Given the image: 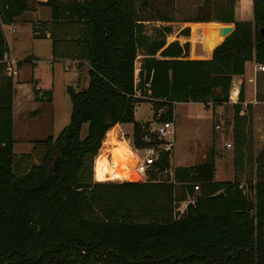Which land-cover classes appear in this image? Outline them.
Masks as SVG:
<instances>
[{
    "label": "trees",
    "instance_id": "obj_1",
    "mask_svg": "<svg viewBox=\"0 0 264 264\" xmlns=\"http://www.w3.org/2000/svg\"><path fill=\"white\" fill-rule=\"evenodd\" d=\"M135 2H38L50 8V19L42 21L50 26L33 24V37H50L54 60L85 64L88 84L68 87L70 120L59 134L33 140V150L17 156L14 82L5 73L9 46L2 25L21 21L28 4L0 0V264H264V146L256 156L260 179L249 186L254 198L235 180H214V154L175 166L170 180L157 174L170 167L171 153L161 154L145 181H96L92 169L116 123L132 124L137 148L157 140L149 122L135 119V105L143 100L152 101L157 122L173 119L175 103L235 100L233 76L243 75L245 62L254 59L263 66L257 97L264 101V0H252V21L236 20L235 0L200 1L183 21L233 24L208 58H190L189 41L166 42L170 24L154 28L157 35L150 37L144 29L150 18L138 15ZM155 19L174 21L159 12ZM178 35L188 37L189 26ZM44 97L50 100L51 91ZM238 100L235 129L245 117L242 109L252 108L244 102L243 84ZM190 182L199 183L200 193L174 218L176 184Z\"/></svg>",
    "mask_w": 264,
    "mask_h": 264
},
{
    "label": "rangeland",
    "instance_id": "obj_2",
    "mask_svg": "<svg viewBox=\"0 0 264 264\" xmlns=\"http://www.w3.org/2000/svg\"><path fill=\"white\" fill-rule=\"evenodd\" d=\"M39 1L27 0L28 10L21 17L23 24L15 28L10 25L8 27L6 25L2 26L17 58L25 61L31 55H34L37 59L35 64L25 63L23 75L33 79H29L33 86L38 81L39 86L42 87L39 92L43 97L46 90L51 91L50 100H47L45 97L40 100L39 111L36 115H26L24 123L28 126V131L14 132L13 152L17 156L31 152L34 148V139L45 138L49 134L55 137L59 134L70 120L72 103L68 87L70 86L77 91L88 84V67L85 64L78 67L72 61L54 60L51 55L50 37H33V24L40 26L43 25L42 21L50 19V8L39 5ZM200 1L136 0L135 7L140 17L150 18L144 20L145 32L150 37L157 35L154 28L170 24L173 32L166 36V42L173 40L182 42L183 38L189 37L186 40L190 42L189 57L201 58L203 55L199 50H201V47L206 49L205 44L209 43L207 42V28L203 30L199 28L197 32V26L192 25L193 30L191 27V34L188 37L178 35L180 29L185 26L183 19L196 13ZM246 8L249 16L252 15V5ZM157 12L168 14L173 17L174 21L166 23L156 20ZM43 26L49 28L50 25L47 23ZM12 28L15 31L12 32ZM197 44L199 46H196ZM142 52L143 48H140L136 57V74L140 66ZM251 67L252 64L247 65V72L250 71L249 74L254 77V70ZM74 71L77 74H74ZM17 77L16 75L13 78L17 80ZM234 80L237 83L238 79L234 78ZM261 82L260 74H258L255 81L251 82L252 84L248 83V86L250 85L248 89L251 92L250 99H258L257 94L261 92ZM212 103L210 101L207 106L200 102H179L176 104L175 117L172 119L175 126V140L170 154V167L162 173H158L157 178L160 180H170L173 177L175 166L209 161L211 160V154H214V180H235L239 182L240 186L250 197L254 198V192L249 186H254L260 179L257 174L256 156L264 146V103H258L259 107L257 108L251 103V110L244 107L241 114L242 112L245 113V117L241 122L236 124L238 129H235V109L233 107V104L236 102H230L229 97L227 102L221 104ZM135 113L136 120L139 122H149L150 131L154 132L158 126V122L154 118V105L152 101L143 100L137 103L135 105ZM128 125V129L124 132V137H131L132 135L131 124ZM115 130L111 131L110 129L108 131L106 140L117 142V140L123 139V133L121 131L116 132ZM86 132L87 124L84 123L80 136L83 137ZM235 132H237V135ZM103 140H105V137ZM227 143H230L231 146L228 147ZM102 146L103 143L100 147L102 148ZM237 152H239V155H237ZM108 180L115 181L113 178H109ZM199 190V183L176 184L173 209L174 218L180 217L185 212L187 205L194 202L195 197L200 193Z\"/></svg>",
    "mask_w": 264,
    "mask_h": 264
},
{
    "label": "crops",
    "instance_id": "obj_3",
    "mask_svg": "<svg viewBox=\"0 0 264 264\" xmlns=\"http://www.w3.org/2000/svg\"><path fill=\"white\" fill-rule=\"evenodd\" d=\"M250 5H252V0H235V8H234V16L236 18V20H253V13L252 15L249 16V13L247 11V6L249 7ZM253 11V10H252ZM24 21V20H23ZM22 21H18L16 23L10 24L11 27H18L20 26L22 23H20ZM185 26H189L190 28V34H191V27L192 25H196L197 26V32L199 30V28H202V30L204 28H207L208 30V40L207 42H209L208 44L206 43V49L204 47H201V50H199V52L203 55L201 58H208L211 56L212 50L213 48L219 44L220 42H214L215 37L213 36V31L215 29L211 28L213 27L214 22H198V21H183ZM220 23V22H219ZM221 24V23H220ZM233 25V24H232ZM7 27L9 25H6ZM184 26V27H185ZM5 27V26H4ZM193 30V27H192ZM4 31V30H3ZM15 31V29H14ZM13 32V31H12ZM4 35H5V31H4ZM185 37V36H184ZM5 38L7 40L8 46H9V51L6 55H8V57H13L15 59H17L18 61H21L20 64L17 63V70H18V74H17V80H15L13 78V86H14V96H13V109H12V114H13V136L15 135L14 132L20 133V132H27L28 131V126H26V124L24 123L25 119H26V115H36L37 112L39 111V105L41 103L40 100L36 99L40 97L41 93H35L33 87L36 86V88L40 91L41 90V86H39L38 81L35 83V85H32V82L29 81V79L26 76L23 75L24 72V67H25V63H29V64H35L36 63V58L34 55H31L29 58H27V60H21L19 58H17V56H15L13 49L11 48L8 39L5 35ZM188 38H183V41L188 40ZM223 39V38H222ZM196 46H199V44H197ZM52 55V54H51ZM70 61V60H68ZM73 62V61H72ZM248 64H252V69L254 70V74L257 77L258 74H260V72L263 70L262 68H260L259 66L261 64L255 62L254 59L252 60H248L245 62V72L243 75L241 76H233L234 78H237L238 81V93L237 96L235 98V100H231L230 98V102H237L238 100V95H239V90H240V86L241 84H243L244 87V102L247 103H252L254 104V107L257 108L259 107V105H257L261 101L259 99H250V85L248 86V83H251L253 80L255 81V76L252 77L251 74H249V72H247V65ZM256 71V72H255ZM232 79V82H233ZM33 80V79H31ZM252 84V83H251ZM257 94V93H256ZM230 97V96H229ZM249 97V98H248ZM201 103V102H200ZM177 103H175L176 106ZM175 106H174V111H175ZM174 117H175V112H174ZM135 119H136V113H135ZM128 124L131 123H116L114 126H112L110 129L111 131H115L119 132L121 131L123 133V135L125 136V130H127L128 128ZM131 129H132V124L130 125ZM108 133V131H107ZM50 135V134H49ZM48 136V135H47ZM44 138V137H43ZM107 138V137H106ZM15 139V137H14ZM38 139V138H37ZM35 140V139H34Z\"/></svg>",
    "mask_w": 264,
    "mask_h": 264
},
{
    "label": "built area",
    "instance_id": "obj_4",
    "mask_svg": "<svg viewBox=\"0 0 264 264\" xmlns=\"http://www.w3.org/2000/svg\"><path fill=\"white\" fill-rule=\"evenodd\" d=\"M4 25V24H3ZM2 25V26H3ZM12 31H14V28H12ZM4 62H5V73L8 76H11L12 78L18 74L17 70V59L13 57H8V55L4 56ZM260 68L263 69V66L260 65ZM74 74H77L76 71H74ZM161 109L159 110V112ZM156 141L153 143L146 145L144 147L137 148L135 147L130 137H124L122 135V140L126 141L128 146L130 147L131 151L134 153V159L135 163L132 167L133 173H134V180L136 181H145L148 178V172L152 169L153 164L159 159L161 154L163 153H171L174 145L175 140V126L173 120H164L161 122H158L157 128L154 130ZM107 137V132L105 134V140ZM103 140L102 143L105 141ZM228 147L231 146L230 143L226 144ZM101 148V147H100ZM99 148V150H100ZM99 150L97 155L99 154ZM96 155V156H97ZM95 156V157H96ZM108 156V162L111 163L112 161V155L111 152H107ZM95 157H94V165H93V178L95 179ZM114 162L112 161V164ZM119 181H125L127 179H115ZM99 181V180H97Z\"/></svg>",
    "mask_w": 264,
    "mask_h": 264
},
{
    "label": "bare ground",
    "instance_id": "obj_5",
    "mask_svg": "<svg viewBox=\"0 0 264 264\" xmlns=\"http://www.w3.org/2000/svg\"><path fill=\"white\" fill-rule=\"evenodd\" d=\"M195 26V25H194ZM222 23L214 22L213 24V36L214 42H220L223 38L220 34ZM112 141V140H111ZM107 152H111L112 164L108 162ZM134 153L131 151L127 142L124 140H117L110 142L108 140L103 142V146L99 154L95 157V179L99 181L113 179H127L133 180L134 173L132 167L134 165Z\"/></svg>",
    "mask_w": 264,
    "mask_h": 264
},
{
    "label": "water",
    "instance_id": "obj_6",
    "mask_svg": "<svg viewBox=\"0 0 264 264\" xmlns=\"http://www.w3.org/2000/svg\"><path fill=\"white\" fill-rule=\"evenodd\" d=\"M233 30L232 24H224L222 23L220 34H222L223 38H225L231 31ZM260 33L264 39V28L260 29Z\"/></svg>",
    "mask_w": 264,
    "mask_h": 264
}]
</instances>
